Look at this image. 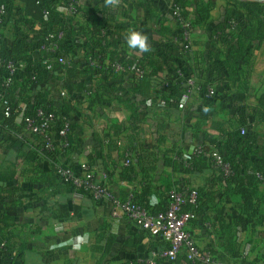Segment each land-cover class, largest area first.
I'll use <instances>...</instances> for the list:
<instances>
[{
  "label": "crops",
  "instance_id": "obj_1",
  "mask_svg": "<svg viewBox=\"0 0 264 264\" xmlns=\"http://www.w3.org/2000/svg\"><path fill=\"white\" fill-rule=\"evenodd\" d=\"M14 1L16 8L21 7L19 0ZM189 1L188 6L180 8L186 18L195 20V0ZM210 1V18L195 28L189 51L183 49L178 24L171 15L174 0H55L51 20L45 16L38 20L25 17L16 24L18 16H8L0 31L2 40L11 42L21 36L31 39L47 29L63 31V56L77 70H54L53 61L39 51H33L29 59L41 64L42 75L37 88L26 98L45 96L43 104L58 118L70 121L69 149L52 158L43 156L40 140L22 130V114L0 131V180L4 190L0 195V217L8 204L17 203L12 227L0 231V239L7 238L8 246V253H0V264H140L151 251L161 249L163 244L147 232L131 222L111 219L104 203L72 191L57 175L58 168L69 167L77 172L86 164L96 180L120 199H126L130 192L140 194L147 186L146 180L138 167L133 174L123 165L126 150L131 148L158 155L155 173L147 180L151 192L146 199L150 205L161 206L168 186L199 193L204 206L188 230L200 249L212 252L214 264H264V223L246 226L236 236L228 229L227 216L235 213L238 198L223 195L219 170L213 164L204 166L199 162L201 168L195 172H173L165 164L173 150L180 151L185 161L192 154L201 156L195 149L204 154L214 150L213 139L228 143V152L237 155V139L255 136L258 153L252 160L264 165V125L248 110L264 94V36L251 44L242 64L247 71V92H237L231 83L215 81L208 84L216 89L215 96L206 98L181 83V90L174 94L176 91L165 83L167 78H176V69H182L197 83L205 84L204 73L209 65L225 59L227 47L214 41L212 31L224 21L225 8L232 0ZM70 2L74 13L66 11ZM240 12L241 8L235 6L234 13ZM92 20L98 22L102 33L115 39L122 60H138L141 54V50L128 46L129 31L147 36L151 65L143 68L142 76L151 79L148 94L134 92L140 79L130 74L110 75L94 63L87 67L91 72L83 73L89 48L80 29L87 28ZM29 61L19 63L18 78H22ZM79 83L85 89L79 91ZM19 107L23 111L26 104L20 102ZM51 137L60 148L56 129ZM30 153L35 154L34 158L27 156ZM132 158L135 164L136 157ZM262 195L264 181L258 191V196ZM219 209L221 223L216 220ZM159 264L190 263L179 256L175 262Z\"/></svg>",
  "mask_w": 264,
  "mask_h": 264
},
{
  "label": "trees",
  "instance_id": "obj_2",
  "mask_svg": "<svg viewBox=\"0 0 264 264\" xmlns=\"http://www.w3.org/2000/svg\"><path fill=\"white\" fill-rule=\"evenodd\" d=\"M21 7L16 8L14 0H0V31L1 28L5 25V22L9 15L18 16L15 21L16 24L20 23V20L25 17H30L33 20L41 19L44 16V10L48 11L47 18L53 19L54 7L53 4L55 0H19ZM190 3L189 0H174V5H184L188 6ZM194 4L196 5V11L198 17L195 20H190L192 27L195 28L207 23L210 18V11L212 9V2L210 0H195ZM235 6L241 8L239 14H235ZM14 11V12H13ZM185 16V15H184ZM89 24V23H88ZM81 33L87 38L88 52L85 55L84 59V72H91L87 68L91 63H94L97 68L103 72H107L110 75L112 74H130L136 79H140L138 86L134 89V92L141 95H146L152 90V82L150 77L138 75L135 70L140 69L143 71V68L150 64L149 57L150 54L147 51H141L140 58L135 59H125L122 60L118 57L117 53V44L115 39L106 36L102 33L98 27V22L92 20L87 28L82 27ZM47 31H41L39 34L34 36L31 39L21 36L16 38L14 41L7 42L0 38V104L3 106L0 110V131L3 127H7L15 122V119L20 114L24 116H33L35 111L38 108H43L48 111H52L50 108L45 106L44 98L45 96H36L33 98L27 97L28 92L33 91L37 88L40 83V78L42 75V66L40 63L30 62L29 59L33 51H39L40 45L43 41L44 34ZM179 31V27H178ZM63 32V31H62ZM64 33V32H63ZM212 35L215 42H222L226 47V56L225 59L220 63L212 62L206 72L204 73L205 84H212L215 81L221 83H231L236 87L237 92H247V71L242 66L244 61H246V53L250 48L251 44L255 41H261L264 36V4H258L254 2H239L236 0L230 1L225 8L224 21L222 24L213 29ZM66 49V42H61V53L64 54ZM40 52V51H39ZM42 56V52H40ZM53 61L52 68L54 70H62L63 68L67 72L76 71L77 68L74 63L69 62L67 65L58 63L53 57L49 58ZM29 61L28 65L22 71V78L19 76V63ZM120 61L124 71L119 73H114L110 66L106 67L105 62L112 64L113 62ZM145 61L143 64L142 62ZM8 62H14L17 65L16 72L10 77V81L7 86L3 84V77L7 76L6 64ZM178 69L174 71L176 73ZM144 72V71H143ZM82 73V72H81ZM82 73V74H83ZM144 77V78H143ZM142 78V79H141ZM168 87L172 88L177 93L178 90H181L180 83L176 78H167L165 80ZM79 91L85 89L82 84L77 85ZM183 90V89H182ZM24 102L26 107L22 109L19 107V103ZM9 108V115L6 116L4 111L6 108ZM251 114L259 120L264 125V94L258 100V104L255 107L248 109ZM55 113V112H54ZM56 114V113H55ZM22 117V118H23ZM58 124L61 123L64 117L58 118ZM66 119V118H65ZM23 121V120H22ZM22 130L24 132L23 122ZM27 134L26 132H24ZM29 135V134H28ZM32 136V135H31ZM38 138L41 142L40 153L43 156L52 158L57 153H62V149L57 148L54 144L52 150L45 149V142L42 137L33 136ZM255 136L240 137L235 142V145L239 148L240 153L237 155H232L228 152L227 145L228 143L218 142L217 140H211L213 149L217 151L225 162L230 164L231 174L224 176L219 170L220 174L223 177V195L229 198L237 197L238 202H236L235 213L232 216H227L229 220L228 229L233 230L234 235L236 236L238 232L246 227L251 226L252 228L256 225L264 223V195L258 196L259 186L261 181L258 180L257 175H262L264 177V165L261 162H254L252 157L258 153L255 148ZM230 143V141H229ZM69 149V148H68ZM132 149V151H131ZM126 150L136 157L135 164L132 163L133 158L130 160V164L126 166L128 173L134 174V169L138 167L141 177L147 185L140 194L136 192H130L127 195V198L132 194L134 200L140 204L145 210H147L151 215H157L167 209L168 206V193L171 190H181V189H172V187H166V196L160 207L152 206L146 199V195L151 192L150 181L155 173L157 157L154 152H140L135 151L133 148ZM36 153V152H35ZM31 156L29 158H34L35 154H28ZM192 154L187 159L184 160L183 155L180 151L173 150L172 158L168 161H165V164L169 166L173 172L178 170H183L185 173L195 172L197 168H201L197 163H203L204 166L212 165L213 161L208 154H202L197 156ZM203 156V157H202ZM187 162V167L185 164ZM214 165V164H213ZM0 180V195L3 193V186L1 185ZM66 186V185H65ZM68 187V186H67ZM70 188V187H69ZM71 189V188H70ZM72 190V189H71ZM74 191V190H72ZM197 192V191H196ZM122 199V200H126ZM204 205L199 199V193L197 192V204L196 205H187L185 207L186 211H189L193 214V217L197 214H200V211ZM17 215V203L12 202L8 204L4 209V213L0 217V231L4 229H9L13 225V219ZM216 220L221 223L223 221L222 209L216 210ZM4 239V238H3ZM7 241V238L4 239ZM163 244V243H162ZM164 247V244L162 248ZM8 246L2 249L1 254L8 253ZM189 263V262H188Z\"/></svg>",
  "mask_w": 264,
  "mask_h": 264
},
{
  "label": "built area",
  "instance_id": "obj_3",
  "mask_svg": "<svg viewBox=\"0 0 264 264\" xmlns=\"http://www.w3.org/2000/svg\"><path fill=\"white\" fill-rule=\"evenodd\" d=\"M66 11L74 13L73 2L66 7ZM171 15L179 27V33L183 42V49L189 51L191 40L194 34V28L191 21L184 16L178 5L171 6ZM2 12L0 11V14ZM44 16H48V11L44 10ZM65 34L61 32L47 31L44 34L43 41L39 51L45 58H54L58 63L67 65L68 61L61 53V42H65ZM106 67L110 66L114 73L124 71L120 61L109 64L105 62ZM107 67V69H108ZM17 65L14 62L6 64L7 76L3 77V84L8 85L10 77L16 72ZM138 75L144 72L136 69ZM176 80L184 84L190 90L203 94L206 98H213L216 89L207 84L197 83L196 78L188 75L182 69L176 71ZM167 85V84H166ZM6 116L9 115V108L4 111ZM24 132L32 136H39L44 139L45 149L52 150L54 142L51 134L56 129L59 145L62 152L70 148L72 144L71 123L63 118L58 124L56 114L43 108H38L33 116L23 117ZM195 153L202 155L204 151L195 149ZM206 154L213 161L214 166L219 169L224 176L231 174L230 164L225 162L222 156L215 150H210ZM132 155L125 153L123 165L126 167L130 164ZM57 175L60 182L70 187L74 192L88 196L92 200L104 203L109 210L111 219L117 222H131L138 229L147 232L152 238L164 244L159 250H153L150 255L140 264H159L160 262H175L179 256H183L190 264H214V256L211 251L202 250L196 244L193 236L188 230V225L194 218L193 214L185 210L187 205L197 204V192L194 189L171 190L168 193L167 209L157 215H151L140 204L134 200L131 194L128 199L122 200L101 181L96 180L93 171L88 165L84 164L79 171H74L69 167L58 168ZM259 181H264L262 175H257ZM6 246V241L0 239V253Z\"/></svg>",
  "mask_w": 264,
  "mask_h": 264
},
{
  "label": "clouds",
  "instance_id": "obj_4",
  "mask_svg": "<svg viewBox=\"0 0 264 264\" xmlns=\"http://www.w3.org/2000/svg\"><path fill=\"white\" fill-rule=\"evenodd\" d=\"M126 42L132 49H139L141 51L148 50V38L139 31H129L126 35Z\"/></svg>",
  "mask_w": 264,
  "mask_h": 264
},
{
  "label": "water",
  "instance_id": "obj_5",
  "mask_svg": "<svg viewBox=\"0 0 264 264\" xmlns=\"http://www.w3.org/2000/svg\"><path fill=\"white\" fill-rule=\"evenodd\" d=\"M248 2H254V3H258V4H263L264 0H246Z\"/></svg>",
  "mask_w": 264,
  "mask_h": 264
},
{
  "label": "rangeland",
  "instance_id": "obj_6",
  "mask_svg": "<svg viewBox=\"0 0 264 264\" xmlns=\"http://www.w3.org/2000/svg\"><path fill=\"white\" fill-rule=\"evenodd\" d=\"M264 4V3H263Z\"/></svg>",
  "mask_w": 264,
  "mask_h": 264
}]
</instances>
